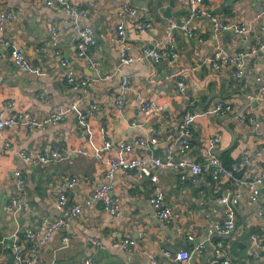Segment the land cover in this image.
I'll return each instance as SVG.
<instances>
[{
	"label": "crops",
	"instance_id": "crops-1",
	"mask_svg": "<svg viewBox=\"0 0 264 264\" xmlns=\"http://www.w3.org/2000/svg\"><path fill=\"white\" fill-rule=\"evenodd\" d=\"M75 9L84 12L78 19L83 27L94 31L95 44L85 58H79L74 49L75 32L68 15L60 6H47L43 0H0V10H11L16 18L0 32V111L10 105L7 115L29 112L43 118L54 106H66L82 91L66 83L62 61H69L76 79L90 76L86 87L85 103L79 111L95 105V115L86 127H81L77 113L73 112L64 121L44 129L26 130L23 127L5 128L0 132V264H18L33 259L25 240L26 231L41 235L44 217H61L55 207L57 195L63 191L64 179L74 177L76 185L67 190L70 204H82V212L68 219L69 242L63 247V230L54 232L46 247L39 251L34 264H81L89 258L91 264H173L163 256L165 250H191L204 241L205 248L193 253L186 264H208L217 258H227L231 264H264V216L259 214L264 207V184L256 201L245 199V182L264 170V154L254 151L264 147V97L256 98V90L264 83V53L249 56L242 78L232 80L214 72L209 59L217 47L228 51L247 50L264 38V0H238L216 14L225 23H248L256 20L253 32L237 36L232 32L214 35L211 30L208 10H214L224 0L204 1L206 14L190 21L193 36L175 30L173 33L177 59L173 63L159 61L121 64L116 44L117 26L123 6L137 11V19L126 22V32L134 53L141 46L158 48L167 24L161 12L170 0H67ZM172 12H179L177 19H186L187 7L182 0H174ZM176 20V18H173ZM139 20L149 24L146 32L135 30L131 22ZM262 22V26H260ZM263 27V28H262ZM56 34L53 35L52 33ZM8 40L16 46L41 74L24 73L12 64L8 51L1 41ZM50 41H56L57 46ZM93 60L101 74L114 73L112 79L96 81V74L89 67ZM131 79V88L121 90V76ZM186 86L189 101L194 102V121L190 150L175 154L177 160L190 159L203 163L208 153L217 156L229 152L238 169L233 172L237 181L220 178L213 181L209 172L199 175L197 184L190 180L189 172L181 179V173L171 169L158 172L156 186L163 194V203L177 215L174 225L158 220L149 203L154 194V184L140 178L135 170L118 172L111 188L112 200L118 204L120 215L110 216L102 211L100 203L85 205L92 192L104 182V166L94 158H87L78 150L102 152L109 157L139 156L151 152L163 158L167 147L161 148L172 136L176 138L180 119L187 102L177 82ZM201 87V89H198ZM122 101V108L116 104ZM155 98L160 111L153 117L141 111V103ZM216 101H223L228 115L220 119L210 112ZM246 115L242 120L240 115ZM256 122L257 125L253 124ZM150 127L159 130L157 141L149 149L135 148L127 153L121 149L111 150L109 145L130 143L149 136ZM220 135V142L210 146V140ZM10 144V147L6 146ZM213 148V149H212ZM66 150L68 158L53 163H26L19 157L22 151L28 154H45ZM248 154V162L243 157ZM25 177L23 188L16 186L14 172ZM226 192L241 193L235 207V230L225 238L217 236L206 239L208 229L225 220V207L217 199ZM12 198L28 203V210L12 213L7 207ZM176 227L181 232H176ZM194 236L188 240V235ZM130 236L136 245L128 251L113 246V242ZM19 244L14 253L11 242ZM223 242L222 251L215 252L214 242ZM92 241H98L97 248ZM152 261H155L152 263Z\"/></svg>",
	"mask_w": 264,
	"mask_h": 264
},
{
	"label": "built area",
	"instance_id": "built-area-1",
	"mask_svg": "<svg viewBox=\"0 0 264 264\" xmlns=\"http://www.w3.org/2000/svg\"><path fill=\"white\" fill-rule=\"evenodd\" d=\"M187 7L186 19L177 22L175 19L170 18L167 20L164 37L158 46V48L141 46L140 50L136 53L133 52L129 38L126 32V22L132 18L138 17L137 11L128 6H123L120 22L117 26L116 32V44L118 45L119 58L121 64L128 65L133 62L141 61H153L158 63L159 61H165L167 63H173L178 53L176 51L173 33L175 30L186 32L188 36H193L190 30V21L199 18L206 14L204 8V0H182ZM43 3L47 6H60L64 13L68 17L66 23L71 26L75 32V53L79 58H85L90 48L95 44L94 31L90 27H83L78 23V19L84 16V12L75 9L67 0H43ZM264 15L263 10L260 11L259 16ZM16 18V13L11 10H0V32L5 28L6 25L10 24ZM209 20L211 23V30L214 35L222 32H232L237 36L249 35L253 32L254 24L256 20H252L248 23H225L218 16L210 15ZM135 30L140 32H146L149 28V24L141 22L139 20H133L131 22ZM263 28V27H262ZM53 35L56 33L53 32ZM1 44L3 48L8 51L12 64L18 70L28 74H41L42 69L40 67L32 66L23 53L8 40H2ZM51 44L56 47V41H50L47 45ZM264 53V38L252 45L247 50L239 52L228 51L223 47H217L212 57L209 59V65L211 69L220 75H225L232 80H238L242 78L246 70V59L249 56H254L259 53ZM62 66L65 67L64 74L66 83L73 88H80L82 93L80 96L74 97L66 106H54L51 111L43 118H36L29 112H20L18 114L7 115V111L10 109V105L3 108L0 111V132L5 128L23 127L26 130L44 129L45 127L64 121L73 112L77 113L78 122L81 127H86L89 119L95 115L96 106L90 105L86 111H79V108L85 103V96L87 94L86 87L91 81L90 76H82L76 79L75 71L69 68V61L64 59ZM89 67L96 74V81H107L113 78L114 73L101 74L97 64L93 61H89ZM131 88V79L129 76H121V90L123 92L128 91ZM177 88L179 92L184 95L187 102V108L179 121L177 128L176 138L167 146L166 154L163 158L154 156L151 152H145L139 156H132L129 158L124 157H109L105 156L102 152H90V150L80 149L78 153L83 154L87 158H94L104 166V182L100 184L85 200V205H91L95 203L101 204L103 212H107L110 216H119L120 209L118 204L112 200L110 195L111 188L114 184L116 175L118 172L126 173L130 170H135L140 178H146L154 184V194L150 198L149 203L155 210V215L159 221L165 224L174 225L177 219V215L172 214L170 208L166 207L163 203V194L156 186L158 181V172L163 169H171L178 173H181V179L185 178L184 173L189 172L190 180L193 184H197L199 181V175L207 171L210 173L213 181H218L220 178L232 179L237 181L234 177L233 172L238 169L237 164H231L229 168L221 165L219 158L213 154L208 153L207 158L203 163H198L190 159L177 160L174 155L185 154L190 150L191 139H192V123L194 121V102L189 101V95L186 93L185 83L182 81L177 82ZM256 98L264 97V83L259 86L255 94ZM116 104L118 108H122V101L117 98ZM161 109L160 104L155 98L145 100L141 103V111L148 117L155 116ZM210 112L217 118H224L228 115L229 107L223 101H216L210 107ZM242 120L247 119L246 115H240ZM253 124L257 125L256 122ZM149 136L145 139H135L130 143H121L119 145H109L106 143L107 148L111 150L121 149L127 153L133 151L135 148H147L156 143L157 135L159 130L155 127H150ZM220 135L216 134L210 140V146L215 147L220 142ZM7 147L10 144L6 143ZM213 149V148H212ZM264 154V147H260L254 151V155L262 156ZM19 157L26 163H56L68 158V152L64 149L60 151H54L45 154H28L26 151L19 153ZM243 162H248V154L243 157ZM16 180V186L23 188L25 185V177L20 171L14 172ZM245 199L249 202L256 201L261 193V186L264 184V170L259 175L246 181L245 183ZM76 185V179L74 177L64 179V190L61 191L55 200V207L62 213L61 217L42 219L45 227L41 235H38L31 230L26 231L25 240L29 245V251L32 254L33 259L27 261H20L19 257L17 260L18 264H34L36 262L35 255L43 250L48 242L51 240L54 232L63 230L64 234L61 237L63 247H66L70 235L67 233L69 228L68 219L77 217L82 212V204L76 202L70 204L67 190H71ZM241 193L226 192L224 195L217 199V202L225 207V220L222 223L215 222L206 234V239H211L214 236L219 238L229 237L235 230V207L241 199ZM12 213L28 210L29 206L27 202L19 201L16 198H12L7 207ZM259 214L264 216V207L260 210ZM176 232L180 233L181 228L176 227ZM188 240H193L194 236L189 234ZM99 245L98 241H92V246L97 248ZM136 245V241L130 236H126L113 242V246L124 251H128ZM14 253L17 254L19 251V244L13 240L10 245ZM205 248V242H198L193 248L189 250H177L171 252L165 250L163 256L172 261L173 264H186L192 259L193 253L201 252ZM215 252L219 253L222 251L223 242L218 240L214 242ZM264 249V246H262ZM155 261H152L154 263ZM81 264H91L89 258ZM208 264H231V262L224 258L219 260L217 258L211 260Z\"/></svg>",
	"mask_w": 264,
	"mask_h": 264
},
{
	"label": "water",
	"instance_id": "water-1",
	"mask_svg": "<svg viewBox=\"0 0 264 264\" xmlns=\"http://www.w3.org/2000/svg\"><path fill=\"white\" fill-rule=\"evenodd\" d=\"M205 1V3H206V5L208 4V1L207 0H204ZM236 1H238V0H224L223 1V3H221L217 8H215L214 10H208V13L210 14V15H216V14H218V13H220V12H222L226 7H229V6H231L234 2H236ZM173 3H174V0H170V3H169V5L168 6H166V7H162L161 6V12H162V14H163V16L165 17V18H167V19H170V18H176V21L177 22H179V20L177 19V17H178V13L179 12H172V5H173ZM259 13H260V11H259ZM260 26H262V22H260V24H259ZM151 46H148V48H150ZM198 89H201V87H198ZM173 139H174V137L172 136L171 138H169L166 142H164L163 144H158V145H160V147L161 148H166L167 146H168V144L169 143H171L172 141H173ZM217 157L219 158V160H220V153H218L217 154ZM220 163H221V165H222V162H221V160H220Z\"/></svg>",
	"mask_w": 264,
	"mask_h": 264
},
{
	"label": "trees",
	"instance_id": "trees-1",
	"mask_svg": "<svg viewBox=\"0 0 264 264\" xmlns=\"http://www.w3.org/2000/svg\"><path fill=\"white\" fill-rule=\"evenodd\" d=\"M235 160H232L230 155H229V152H225L223 155H222V165L226 168H229L231 166L232 163H235L234 162Z\"/></svg>",
	"mask_w": 264,
	"mask_h": 264
}]
</instances>
